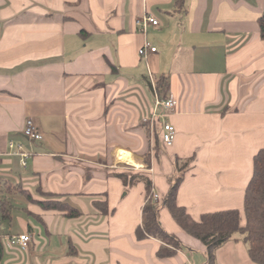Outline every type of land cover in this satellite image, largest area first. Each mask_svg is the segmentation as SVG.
Returning a JSON list of instances; mask_svg holds the SVG:
<instances>
[{"label":"crops","instance_id":"crops-1","mask_svg":"<svg viewBox=\"0 0 264 264\" xmlns=\"http://www.w3.org/2000/svg\"><path fill=\"white\" fill-rule=\"evenodd\" d=\"M148 13L159 26L142 31L137 21ZM263 17L264 0H185L181 10L175 0H0V176L83 214L68 219L17 195L12 220L0 221V264H208L206 246L165 207L161 224L184 248L162 259L159 240H138L145 185L125 193L113 174L146 172L162 202L175 158H194L178 204L195 221L238 210L245 227L246 189L264 149ZM146 44L157 51L140 56ZM156 94H172L177 106L146 122ZM30 118L43 140L24 136ZM163 118L176 129L170 147L161 140ZM19 148L31 154L25 170ZM97 200L107 202L108 216ZM24 234L31 242L22 251L9 240ZM216 262L255 264L240 234Z\"/></svg>","mask_w":264,"mask_h":264},{"label":"trees","instance_id":"trees-1","mask_svg":"<svg viewBox=\"0 0 264 264\" xmlns=\"http://www.w3.org/2000/svg\"><path fill=\"white\" fill-rule=\"evenodd\" d=\"M176 10H181L185 0H175ZM261 36L264 39V17L261 19ZM145 123V122H144ZM148 139H152L150 123H145ZM153 151L156 154L160 149V139L156 136ZM194 158H175V175L172 179L170 190L164 200L159 202L154 198V184L146 172H124L113 174L114 177L122 180L125 193L134 186L143 183L146 188L145 204L142 209L144 223L136 231L138 240L153 238L162 244L158 250L159 258L172 257L177 251L182 250L184 245L175 235L169 234L160 221V211L162 207L169 210L170 214L191 237L199 240L206 246L208 264H217V250L232 240L235 235L243 236L245 244L248 246V255L255 264H264V149H261L254 158L253 176L247 186L245 194V216L246 225L241 226V215L238 210H228L217 213L205 214L200 221H195L187 210L178 204V192L186 172L189 170ZM147 169L152 166V151L145 157ZM44 200L34 199L31 192L26 190L21 184H15L0 176V221L8 222L12 220L13 199L17 195L24 196L28 202L39 206L45 211H53L68 219H78L82 217V212L68 202L59 200L53 194L43 193ZM161 203V204H160ZM94 207L104 216L110 214L107 202L99 200L93 203ZM69 254H73L72 247Z\"/></svg>","mask_w":264,"mask_h":264},{"label":"built area","instance_id":"built-area-1","mask_svg":"<svg viewBox=\"0 0 264 264\" xmlns=\"http://www.w3.org/2000/svg\"><path fill=\"white\" fill-rule=\"evenodd\" d=\"M147 25L152 26H159V20L155 17V15L148 13L143 18H140L137 21V26L140 27L142 31L145 30ZM157 51V48L151 47L150 44H146L144 47H142L139 50L140 56H147V53H155ZM154 91L156 90V86L153 87ZM177 106V101L175 100L174 96L171 94L166 99H160L158 95L156 94V100L154 103V112L152 113V116L147 117L145 119L146 122H150L153 120V118L158 117V110L164 109L166 111H173ZM24 136L29 140L33 142L41 141L43 140V134L37 127L35 121L33 119H28L26 121L24 130H23ZM176 139V129L175 127L169 123L166 119L163 118L162 120V135L161 140L163 144L167 147H170L173 145L174 141ZM10 148H15V145L13 143L10 144ZM15 155H18L21 159V166L25 170L28 167V160L31 157V154L24 152L20 148L15 151ZM155 200L158 201V195L154 194ZM13 244L19 246V248L22 251H25L27 247L29 246L31 242V237L27 234L20 235V236H13L10 238V240Z\"/></svg>","mask_w":264,"mask_h":264},{"label":"bare ground","instance_id":"bare-ground-1","mask_svg":"<svg viewBox=\"0 0 264 264\" xmlns=\"http://www.w3.org/2000/svg\"><path fill=\"white\" fill-rule=\"evenodd\" d=\"M119 159L122 160L123 162H128L130 164H135V162L133 161V159L130 156H127V155H120L119 156Z\"/></svg>","mask_w":264,"mask_h":264},{"label":"rangeland","instance_id":"rangeland-1","mask_svg":"<svg viewBox=\"0 0 264 264\" xmlns=\"http://www.w3.org/2000/svg\"><path fill=\"white\" fill-rule=\"evenodd\" d=\"M153 136V135H152ZM127 166H129V165H127ZM130 168H132V169H130V172H138V171H136L135 170V168H133V167H130ZM160 202V201H159ZM161 204V203H160Z\"/></svg>","mask_w":264,"mask_h":264}]
</instances>
